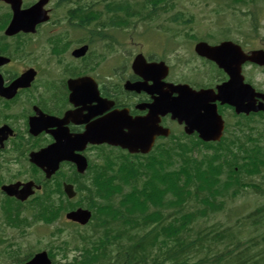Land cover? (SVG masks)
I'll return each instance as SVG.
<instances>
[{
	"label": "flooded vegetation",
	"instance_id": "obj_1",
	"mask_svg": "<svg viewBox=\"0 0 264 264\" xmlns=\"http://www.w3.org/2000/svg\"><path fill=\"white\" fill-rule=\"evenodd\" d=\"M20 1L22 10L29 9L36 2ZM55 4L45 7L50 10L52 21L39 23L32 32L30 20L16 30L10 25L18 1L0 0V186L28 181L41 186L28 201H13L17 208L14 211L30 214L33 207L52 203L56 216L54 223L60 234L63 232L61 226L66 224L67 199L62 190L68 182L67 169L72 170L73 179L83 176L77 173L75 164L62 161L61 156L55 154L58 149L53 145L65 143L76 147L72 141L74 137L88 130L96 139H105L116 123L111 119L116 110L125 111L129 118L128 127L137 125L142 134L146 133L141 119H146L148 106L157 96L152 91L159 80H156L157 74H151L150 79L146 75H136L130 60L117 59L116 63L118 52L109 34H91L89 54L78 59L81 25H78L80 18L75 15L76 3L62 4L63 8H68L64 5L70 6V10L66 9V15L60 18L54 17L59 7L57 4L53 7ZM174 52L166 59L171 68L180 63L178 52ZM147 59L148 62L165 61ZM220 73L224 78V73ZM24 75L25 80L18 83ZM82 77H90L91 80L78 86V78ZM73 81L76 83L71 84ZM170 81L186 83L178 72L177 76L172 72ZM133 85L142 86L127 89ZM169 121L170 116L162 117L159 124L168 127ZM161 140L162 137L155 136V146H159ZM44 149H53L48 155L50 162L60 160L58 171L50 179L30 161L32 153ZM102 150L122 151L103 143L88 144L81 153L91 167H97L100 161L98 153ZM7 212L1 210L5 227ZM70 224L81 227L73 222ZM6 246H14V243L1 240L0 248Z\"/></svg>",
	"mask_w": 264,
	"mask_h": 264
},
{
	"label": "trees",
	"instance_id": "obj_2",
	"mask_svg": "<svg viewBox=\"0 0 264 264\" xmlns=\"http://www.w3.org/2000/svg\"><path fill=\"white\" fill-rule=\"evenodd\" d=\"M99 1L124 15L139 12L129 1ZM175 1L135 4L146 11L145 20L150 22ZM211 1L217 12L234 19L245 16V23L258 26L264 0ZM185 18L178 13L180 30L193 31ZM186 147L164 151L144 165L123 163L103 170L92 190L97 199L89 206L109 210L119 224L83 234L88 245L66 241L65 250L73 247L83 252L68 264H264V208L236 214L227 207V199L238 196L246 178H264V146L243 143L238 153L215 149L200 155ZM189 203L192 210L186 208ZM215 218L217 224L200 227L202 221Z\"/></svg>",
	"mask_w": 264,
	"mask_h": 264
},
{
	"label": "rangeland",
	"instance_id": "obj_3",
	"mask_svg": "<svg viewBox=\"0 0 264 264\" xmlns=\"http://www.w3.org/2000/svg\"><path fill=\"white\" fill-rule=\"evenodd\" d=\"M212 1L211 0H180L178 3V10L184 12L186 15H193L192 19H193V32L198 35V36H205L207 38L208 34L210 33H216L218 30V25H219V21L221 20L218 16L217 13L214 12L212 10ZM240 18V17H239ZM160 23V21L158 22ZM161 23H165L164 20H161ZM155 29H158L157 27H160V25H156ZM142 28H139V31H142ZM185 31H183L184 33ZM233 33H237L236 31H233ZM248 33H252V32H248ZM262 38V36H264V11H263V17H262V21H261V25H260V33H259ZM155 35H158L156 37H154V34L150 33L149 35L146 36L145 41L147 43H151L153 45V49L160 55H165V50H164V42L160 41L163 38H159V36L161 37V32H156ZM216 35H219L218 33H216ZM145 38L141 37V38H135V40L133 39L132 41L130 40V48L134 49V48H142L145 49L146 51H150V47L148 46H141L140 42H142V39ZM183 43H187L186 40H181ZM260 41V40H259ZM159 48V49H158ZM185 49L187 50V47H185ZM189 51L185 52L184 54L188 55ZM258 202V199H256L254 196H252L251 194L246 195L245 197L241 198L237 204L239 205H244L247 209L252 208L254 203ZM2 201H1V197H0V222L3 223L4 221V217L1 214V210H2ZM24 216H29L28 213L23 212L22 213ZM54 222L49 224L51 226H53L52 228H54L55 225ZM50 226V227H51ZM5 228L4 234L8 236V234L10 236L8 237H16L17 233L16 231H14V229L12 228ZM72 230L67 228L66 233L62 236V239H66V238H70L71 239V234ZM27 237H25L24 241L25 244L27 245V247H29L30 245H32L34 248L33 249H44L46 247V244L48 243V241H46L44 239V236H40L42 234L40 226L38 227H33V228H28L27 229ZM21 237V236H20ZM39 237H42L41 240V244H37L39 243L40 239ZM20 239V238H18ZM74 253L71 254L70 259H68L67 261H71L72 257H73ZM58 261L60 263H66L67 261H65L64 258H61L60 256L57 257Z\"/></svg>",
	"mask_w": 264,
	"mask_h": 264
},
{
	"label": "water",
	"instance_id": "obj_4",
	"mask_svg": "<svg viewBox=\"0 0 264 264\" xmlns=\"http://www.w3.org/2000/svg\"><path fill=\"white\" fill-rule=\"evenodd\" d=\"M43 3H45V1H41L33 9L28 11V15H27V13L18 14L17 18H15L13 23L26 21L27 17H31L32 15L36 18V20L39 17H42L43 14L41 11V6ZM41 21H43V19ZM233 47L234 46L231 43H224L219 47H210L205 43H200L197 45L196 51L199 55H202V56H205L211 60H214L215 62H217L219 64L220 67H222L223 64H222L221 59H222V55H223L224 51L225 50L231 51L233 49ZM255 54L259 55V57L255 58V61L263 64L264 63V52H257ZM179 93H180V99L187 101L191 104L189 109L186 108L183 110V113H195V120L200 124L201 128L206 130V131L209 130L210 132H213L211 135H209V136L207 135V138L213 139V140H219L222 136L223 122L220 121V118L217 116L215 110L211 111V112L207 111V113L205 115H203V114H201L200 111H196L197 110L196 106L198 105L197 101L200 99H202L203 101H209L208 99L213 100V101L216 99H219L223 102H227V101L229 102L228 99L226 100L227 89L220 87V94L217 97L211 96L210 95L212 93L211 91H202V92H200L201 94L191 95V94L186 93L185 89H180ZM206 97L208 99H206ZM201 109H202V107H201ZM242 111H244V110L240 109V108L238 109V112H242ZM112 137H114V136H112ZM114 144L121 145V146L126 147V148H131V147L139 148L140 147V146H138V144L134 143V141L132 143L128 142L125 139V137H122V136H115L114 137ZM148 150L149 149L143 150V151L147 152ZM7 190H8V192H10L11 189L8 188ZM67 192L70 194L73 193V189L71 186H67ZM68 217L72 218L74 220H79V221L81 220L82 223H86L90 218V213L88 211L78 210L76 212L69 214ZM29 264H50V262L48 261L47 255L45 253H43V254L37 255L36 258L34 259V261H32Z\"/></svg>",
	"mask_w": 264,
	"mask_h": 264
}]
</instances>
